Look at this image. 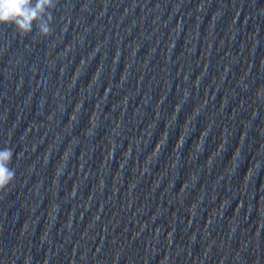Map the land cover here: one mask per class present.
<instances>
[{
    "label": "water",
    "instance_id": "obj_1",
    "mask_svg": "<svg viewBox=\"0 0 264 264\" xmlns=\"http://www.w3.org/2000/svg\"><path fill=\"white\" fill-rule=\"evenodd\" d=\"M81 0H73L75 7L72 9V15L76 14ZM146 2V4H145ZM201 0H138V4L129 13H124V8L132 3V0H109V5L118 3V7L109 6L105 9L104 15L96 19V12L100 10L97 0H93L95 5L91 13H84L86 17L85 23H91L96 19V25H103L97 32V27L93 26L86 34V47H81L75 54L72 55V63H68V57H65L64 63L66 70L63 75L57 79V73L53 71L48 87L45 90L47 100L44 105V112L49 110V106H54L52 103V91L56 87H60L68 98L74 101L83 100L84 108L80 113L79 122L72 124L67 119V112L71 109L69 104L63 114L59 116V123H54L51 129L47 131L46 126L38 127L35 133L31 129L36 128L37 123L43 119V116L38 115L36 121L29 123V119L23 120L18 133L25 127L24 136L21 137V143H24L25 137L31 139L34 135L36 139L40 140L37 147L29 155L20 156V172L18 175H24L25 169L29 163L34 162L35 171L27 176L26 182L23 187L18 184L13 185L12 188L5 192H0V238L6 236L9 231L7 216L13 210H18L17 222L11 229L10 244L17 243L16 234L18 233L20 224L22 225L25 220L32 218L36 219L35 230L31 236L33 244L35 245L37 237L42 229L47 226L48 213L54 203L60 205L56 219L51 227V234L53 241L59 238L56 236V230L59 229L66 213H70L72 208L79 203H84V209L77 208L73 214V226L75 232L73 233V240L84 227H87L92 218L98 213L102 217L97 221L95 227L90 232L99 233L97 239L92 241L93 247L95 244L99 246L104 238V224L109 228L110 234L118 235L127 242V252L130 256L139 257L138 264H145L146 260H151L153 252L149 249V240L152 239V247L160 249L163 253L162 256H157L152 259L150 264H163V259L171 253L173 264H191V258L183 261L176 260L177 245L187 243L189 234L195 231L198 227L203 231L204 226L208 222L210 213H214L217 206L229 202L231 197V209L226 210V214L235 215L240 211V215L247 214V201L248 198L255 192V198L259 201L261 195H264V173L253 181L252 184L245 187V180L248 175L247 168L243 176L239 178V174L231 181H224L218 184L220 172L227 164L233 163L229 160L225 164H221L217 159V163L213 168L208 167V159L212 154L215 144L218 142V132L223 133L225 124L233 132L230 138L231 147L233 144L237 149L243 145L244 154L249 163L255 155V149L264 137H257L256 133L250 130L247 133L248 139L244 141L245 130L241 123L248 119L249 112L240 111L237 113L235 120L232 121L228 117H232L233 110L238 108L239 96L229 101L225 106L224 113L213 117L217 121V125L212 130V135L206 139L203 152H198L194 148V143H198V137L192 136L190 140L186 141L185 148H180L185 138L193 131V126L187 123L188 119L194 114L193 108L196 104H203L205 99L208 103L205 105L204 110L197 115L194 123L203 127L212 114L216 111L219 104L224 102L225 94L229 93L234 85L235 79L238 78L248 66L253 63L251 74L256 72V65L264 61V19L258 20L262 25V29L257 33V38L261 43L257 46L255 52L252 54V42L248 39L249 33L252 31L251 20H246L249 11L253 9L247 8V0L241 6V0H203L204 6L198 12L196 9ZM261 0H256L257 5ZM159 3L161 7L154 9L155 5ZM139 4H144L142 9ZM179 4L180 7H174ZM222 9V14L220 10ZM123 14V19L119 17ZM156 24L152 21L156 17ZM219 16V17H217ZM111 17V20H109ZM143 17V20H141ZM119 20V21H118ZM136 23L132 25V21ZM117 22L119 26L117 27ZM181 24V30L173 32L176 25ZM129 25L131 30L125 33L124 29ZM153 28L156 31H152ZM79 30V26L77 27ZM72 26L69 24V29L65 33L64 41L58 45L54 51H59L71 37ZM144 33L146 37L149 32H152L150 39H145L140 36ZM233 32H236L235 38L230 39ZM105 33L108 35L107 43L102 46L101 51L89 61L88 65L82 68L78 74V78L74 84L70 85L68 77L71 72L76 70L79 57L81 54H86L91 50L98 41L104 40ZM119 33V48L121 55L118 58L116 65L111 63V55L116 45V35ZM6 38H10V33L5 34ZM157 39L159 43H157ZM138 40L140 47L138 48L134 61H142L143 57L149 54V49L155 46L156 51L149 57L148 66L139 71V64L134 63L129 69V76L121 87L118 83L119 76L125 65L131 59L130 56V42ZM168 40H175V46L170 52V61L166 67L169 69L170 86L165 93V99L160 106V116L157 118L156 123L152 127L153 136L149 138L148 142L145 139V144L139 146L132 154V161H129V173L127 169L122 170L124 181L119 185V191L116 197L112 199L111 203L104 204L101 208L100 202L104 199L109 200L110 189L112 184V171L115 167H119V163L115 164V157L119 155V151L114 152L113 162L109 166L110 171L105 177V187L103 193L99 196L93 191L97 183L96 175L90 174L87 178H83L84 169L80 170V157L86 155L88 157V164L85 166L89 169L90 173L96 171L98 166L104 162V149L106 144V137L110 129L113 127L112 121L115 119L117 122L122 120L124 123V137L121 143L125 145L127 150L129 140L133 139L135 135H139L140 130L149 123L155 113L151 105L145 106L146 114L143 117L134 115L135 106L139 103L140 95L150 89L152 96V103L160 97L165 89L162 87L163 81L161 77L163 73L160 69L163 66V54L161 49L165 47V42ZM127 44L129 47L127 48ZM185 47L194 49L192 54L186 55L184 53ZM241 49L243 51L241 52ZM20 49L15 41L12 42L10 51L0 58V69L3 68L4 62L12 53H19ZM108 55L105 57L104 53ZM229 53L235 57V62L231 66L229 73L223 78L222 73L218 70L223 68V63L229 61ZM54 53L45 50V60L50 58ZM239 54V55H237ZM168 50L165 48L164 57L167 58ZM35 52L32 56H26L31 61L34 58ZM199 61V64L196 62ZM57 61L56 67H59ZM204 65H207L205 74L202 77L198 87L195 89L194 98L190 96L189 100L182 106L178 112L177 120L171 123V109L177 101L176 85L183 83L181 77L187 69H191V77L196 74H201L204 70ZM101 69L97 73V69ZM151 69V70H149ZM180 69L181 76H175V72ZM98 75V79H93ZM30 81L28 78L25 80V88L20 97L15 100L19 102L21 99L27 104H31L34 100L33 92L28 90ZM190 87V80H189ZM257 83H264V73L261 74L258 80L253 81V88ZM139 85V92L135 93L134 97L129 98L125 112L123 111V97L127 92H134ZM4 81L0 78V91L3 90ZM38 86V82H37ZM14 83L9 85V95H12ZM252 89L248 93L242 95H251ZM259 115L253 121L256 126L261 123V117H264V103L257 105ZM250 111V109H249ZM100 114V127L96 130L94 139L83 136L82 130L88 127V119L93 114ZM27 114L25 108L24 115ZM16 110L13 108L12 114L9 116V124L14 120ZM171 123V126H170ZM53 132H59L63 140L55 149V154L50 155L49 162L46 165H41L38 159L39 155L47 148L49 141L53 136ZM79 144L76 145V141ZM167 141V143H166ZM27 144H25V150ZM65 149L73 150V155L69 159V171L71 175H63L58 179L56 184L51 183L53 167L55 166L56 159L60 152ZM230 149L225 152V158L230 154ZM76 157V158H75ZM140 165L141 171L149 169L151 174L142 177H137L139 182L135 189V197H127L128 204L125 203L124 190L128 184L127 178L131 177V173L135 166ZM202 169V171H200ZM67 171V166H66ZM80 173V174H79ZM193 174L199 175V182L197 184V192L207 189L210 196H215V199H206L204 201L203 211L200 214L198 221L192 218L185 211V208L192 202L196 196V189L186 191L183 205L179 204L178 197L172 195L171 192L183 188L186 178ZM174 186L172 189V185ZM179 181V183H178ZM41 182L39 189L40 196L33 195L30 191L34 183ZM73 182L79 183L81 199L78 201L75 197L70 200H64L65 194L71 188ZM23 183V177L21 179ZM157 184L159 186L155 191H151ZM18 188V191L16 190ZM112 191H115L112 189ZM93 192V200L90 202L88 208V199ZM243 207L241 208V204ZM81 211L83 215H81ZM77 220H76V214ZM137 223L141 227L145 223L148 224V231L145 230L141 235L137 231ZM251 223V220L248 222ZM174 229V232H173ZM161 232V239L159 243L154 239V234L158 231ZM223 221L217 224L215 231L212 235L217 233L223 234ZM250 234V233H249ZM253 234L255 231L253 230ZM108 239L110 237L105 234L104 245L108 247ZM261 241L264 242V230L261 232ZM236 241L232 242L235 247ZM23 246V245H22ZM71 243L65 245V250L71 248ZM199 245L193 244V251L198 249ZM264 247V243H262ZM43 249L35 253L38 257L42 255ZM51 252V249H50ZM63 252L57 255V264H60V259ZM179 259V258H178Z\"/></svg>",
    "mask_w": 264,
    "mask_h": 264
},
{
    "label": "clouds",
    "instance_id": "obj_2",
    "mask_svg": "<svg viewBox=\"0 0 264 264\" xmlns=\"http://www.w3.org/2000/svg\"><path fill=\"white\" fill-rule=\"evenodd\" d=\"M100 10L96 12V19L104 15V11L107 7L113 6L118 7V3L109 5V0H97ZM138 4V0H132V3L128 4L124 8V13H129ZM146 4V2H145ZM244 4V0H241V6ZM143 9L144 4H139ZM204 6L203 0H201L197 11L199 12ZM75 7L73 0H0V58H3L6 53L10 51V47L13 41L17 43L20 49L19 53H12L8 56L7 60L4 62V66L0 69V78L4 81L3 90L0 91V192H5L12 188L13 185L18 184L19 187H23L27 176L35 171L34 162L29 163L25 169L24 175H18L20 172V156L29 155L35 150L37 144L40 140L36 139L33 135L32 138L28 136L25 137L24 143H21V137L24 136L25 128H23L19 133L22 116L23 120L29 119L34 122L37 116H43V119L39 123L35 124L36 128H32L31 132L35 133L38 127L46 126L47 133L54 123H59V116L63 114L69 104H71L70 111L67 112V119L72 124H77L79 122V117L81 111L84 108L83 100L74 101L69 99L64 91H61L60 87H56L52 95V103L54 106H49V110L44 112V105L47 100L45 96V90L49 85L53 71L57 73V79L65 73L66 65L64 63L65 57H68V63H72V55L75 54L81 47H86V34L91 30L93 26L97 27V32L103 25H96V19H93L91 23L86 24V17L84 13H91L95 7L93 0H81L79 2V7L76 14L72 15V9ZM161 5L157 3L153 10L159 9ZM174 7H180L179 4H175ZM247 8L253 9L248 12L246 20H251L252 31L248 35V39L252 42V54L255 52L257 46L261 41L257 38V33L261 31L262 25L258 23V20L264 19V0H261L259 5H257L256 0H247ZM222 14V9L220 10ZM219 17V16H217ZM123 19V14L119 17V20ZM157 16L153 19L152 23L156 24ZM111 20V17H109ZM118 20V21H119ZM143 20V17H141ZM71 23L72 32L70 39L63 46L59 48V51H54L58 45H61L64 41L65 33L69 29V24ZM136 23L135 20L132 21V25ZM129 25L124 29L125 33L131 30ZM79 26V30L77 27ZM117 27L119 23L117 22ZM181 30V24L176 25L173 32ZM156 31L155 28L152 30ZM10 33V38H6L5 34ZM116 45L113 53L111 55V63L116 65L118 58L121 55L119 48V33H115ZM236 32H233L230 39H234ZM140 36L145 39H150L152 32H149L147 36L144 33H140ZM108 41V35L105 33L104 40L98 41L91 50L87 51L86 54H81L76 67V70L71 72L68 77L70 85L75 83L78 78V74L82 68L88 65L89 61L101 51L102 46H104ZM157 43L159 40L157 39ZM175 46V40H168L165 42V47L161 49L163 54V66L160 71L163 73L161 77L163 81L162 87L165 91L160 97V101L155 100L152 103V96L150 94V89L143 92L140 95L139 103L135 106L134 115L143 117L145 112V106L151 105L153 112L155 113L150 122L145 124V127L140 130L139 135L128 142L127 150H125V145L122 146V139L124 137L125 125L122 120L117 122L113 119V127L110 129L108 136L106 137L105 144V155L104 162L98 166L96 171L90 173L89 169L85 166L88 164V157L82 155L80 157V170L84 169L83 178H87L90 174H95L97 183L94 187V192L97 196L103 193L105 187V177L111 170L110 165L113 162L114 152L119 151V155L115 157V164L118 162L119 167H115L112 171V184L110 189L109 200L104 199L100 202L101 208L104 204H110L112 199L116 197V193L119 191V185L124 181L122 180L123 171L127 169L129 173V161H132V154L139 146L145 144V139L149 140L153 136L152 127L157 121L160 114L161 103L165 99V93L170 86V76L169 69L166 67L169 63H175V61H170V52ZM129 45L127 44V48ZM140 43L138 40H133L130 42V56L131 59L123 68L118 83L123 87L124 82L129 76V69L132 64H139V71L141 68L144 69L148 66L149 57L153 52L156 51L155 46L149 49V54L143 57L142 61H134L135 56ZM165 48L168 50L167 58L164 57ZM45 50L50 53H54L50 58L45 60ZM243 49H241V52ZM35 52L34 58L29 61L26 56H32ZM194 49L185 47L184 53L186 55L192 54ZM107 57L108 53H104ZM229 55L228 63H223V68L218 70L222 73L223 78L231 70V66L235 62V57L231 53ZM239 55V54H237ZM57 61H59V67L57 68ZM199 64V61L196 62ZM253 63L248 66V69L244 71L238 78L235 79L234 85L229 93L225 94L224 102L219 104L216 111L212 114L211 118L208 119L207 123L203 126H199L197 131V125L194 123L195 118L199 113H201L208 100L205 99L203 104L194 105V114L188 119L187 123L193 126L192 133L185 138V142H182L180 148H185L187 140H190L192 136L198 137V143H194V148L198 152H203L205 147V142L208 137L212 135L213 128L217 125V121L213 119L216 115L223 114L225 106L229 101L235 99L239 96L238 108L233 110L232 117H228L232 121L238 112L246 111L249 112L248 119L242 121L244 126L245 137L244 141L248 139L247 133L252 130L256 133L257 137H264V117H261V123L254 126L253 121L258 117L259 111L257 105L264 103V83H257L253 88V81L258 80L262 73H264V61L259 65V69L256 65V72L254 75L251 74V69L253 68ZM207 65H204V70L201 74H196L191 77V69L184 71L181 84L176 85L177 91V101L171 109V123L177 120L178 112L181 110L182 106L189 100L190 96L194 98L195 89L198 87L202 77L205 74ZM151 70V69H149ZM101 69H97L99 73ZM175 76H181L180 69L175 72ZM28 78L30 81L28 85V90L33 92L34 100L29 105L25 103L23 99L19 102L15 100L16 97H20L22 91L25 88V80ZM98 75L94 76L93 79H98ZM190 80V87H189ZM38 82V86H37ZM15 85L12 90V95H9V85ZM252 89L251 95H242L249 92ZM139 92V85L134 92H127L123 97V111L125 112L127 103L130 96L134 97L135 93ZM13 108L16 110V115L14 120L9 124V116L13 112ZM25 108H27V114L24 115ZM250 109V111H249ZM100 114L93 113L88 119V127L82 130V135L94 139L96 135V130L100 127ZM170 123V126H171ZM53 136L49 141L47 148L42 152L38 159L41 165H46L49 162L50 155L55 154V149L63 140L62 135L59 132H53ZM233 136V132L230 131L227 124L223 129V133L218 132V142L215 144L214 149L211 151L212 154L208 159V167L211 169L217 163V159L220 160L221 164H225L229 160L233 163L227 164L226 167L220 172L218 179V184L224 181H231L234 177L239 174V178L243 176L245 169L247 168L248 175L245 180V187L252 184L253 181L259 176L260 173H264V140H261L255 149V155H253L251 162L247 160L244 154L243 145L237 149L233 144L230 145V138ZM167 143V141H166ZM25 144H27V149L25 150ZM79 141H76V145ZM230 151V154L225 158V152ZM73 155V150L65 149L60 152L58 158L56 159L55 166L53 167L51 183L56 184L58 179L63 175H71L69 171V159ZM76 158V157H75ZM67 166V171H66ZM202 171V169L200 170ZM80 174V173H79ZM151 174L150 166L149 169L141 171L140 165L137 164L131 173V177L128 176V184L124 190L125 203L128 204L127 197H135V189L137 183L142 177ZM23 177V183L21 179ZM172 185V189L174 186ZM199 182V175L193 174L186 178L185 185L179 191L175 190L171 192L172 195L177 196L178 203L183 205L184 197L187 190L196 189V196L192 202L185 208V211L192 218L198 221L200 214L203 211L204 201L206 199H215V196H210L207 189L197 192V184ZM179 183V181H178ZM41 182L34 183L30 189L33 195L40 196L39 189ZM159 184H157L151 191H155ZM80 184L73 182L70 189L65 194L64 200L70 201L74 197L79 201L81 199L79 192ZM114 189L115 191H112ZM18 191V188L16 189ZM93 200V192L88 199V208L90 207V202ZM231 200L227 204H220L214 213H210L208 216V222L204 226L203 231L198 227L195 231H192L187 239V243L182 245H177L176 260L183 261L185 258L189 260L191 258V264H264V247H262L261 232L264 230V195H261L259 201L255 198V192L248 198L247 201V214L241 216L240 211L235 215L226 214V210L231 209ZM60 205L54 203L49 210L47 226L42 229L37 237L35 245L31 239V236L35 230L36 219L29 218L24 221V223L19 227L18 233L16 234L17 243L10 244L11 229L13 225L17 222L18 210L13 209L7 216L9 231L6 236L0 238V264H57L58 253L63 252L60 259V264H138L139 257L130 256L127 252V242L123 240L118 235L110 234L109 228L104 224V238L97 246L92 245V241L97 239V235L100 236V232L97 234L95 232H90L95 227L97 221L101 220L102 217L98 213L95 215L89 225L84 227L77 235V238L73 240V233L75 228L73 226V214L76 212L77 208L84 209V203H79L72 208L70 213H66V219L63 220L59 229L56 230V236L59 238L57 241H53L51 234V227L56 219V213ZM244 205L241 204V208ZM83 215V212L80 213ZM76 214V220H77ZM251 220V223H248ZM223 221V234L217 233L215 236L212 235V231H215L216 225L221 224ZM2 227V226H0ZM145 230L148 231V224L145 223L143 227L137 223L138 234L141 235ZM253 230L255 234H253ZM162 230H158L154 234V239L159 243L161 239ZM174 232V229H173ZM110 237L108 239V247L105 248V234ZM250 233V234H249ZM236 241L235 247L232 246V242ZM71 243V248L65 250V245ZM199 245L198 249L193 251V244ZM23 245V246H22ZM43 249L42 255L39 257L35 254ZM51 249V252H50ZM149 249L153 252V257L162 256L160 249L152 247V239L149 240ZM179 258V259H178ZM151 260H146L145 264H150ZM163 264H173V258L171 253L163 259Z\"/></svg>",
    "mask_w": 264,
    "mask_h": 264
}]
</instances>
